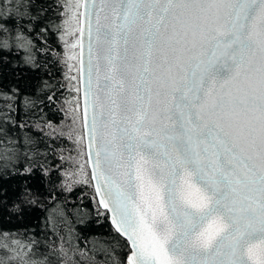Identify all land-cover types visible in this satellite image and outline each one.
Here are the masks:
<instances>
[{
    "label": "snow or ice",
    "instance_id": "6c2138e0",
    "mask_svg": "<svg viewBox=\"0 0 264 264\" xmlns=\"http://www.w3.org/2000/svg\"><path fill=\"white\" fill-rule=\"evenodd\" d=\"M85 39L73 180L48 112ZM37 208L0 264H264V0H0V220Z\"/></svg>",
    "mask_w": 264,
    "mask_h": 264
},
{
    "label": "trees",
    "instance_id": "16d2710c",
    "mask_svg": "<svg viewBox=\"0 0 264 264\" xmlns=\"http://www.w3.org/2000/svg\"><path fill=\"white\" fill-rule=\"evenodd\" d=\"M57 80L65 83V87L60 89V92L62 93V99L61 103L66 104L67 99L72 98L71 90L67 86L66 83V76L65 72H61L57 74L56 77ZM46 111H48L46 109ZM65 111H49L48 116L50 119L54 121L56 124H61L62 127L65 128L64 139H59L56 141H49V143L52 144V147L57 150V156L53 160L54 164H60V156H63V165L62 167L64 169H67L65 172V178L71 176L73 180L81 179V175L79 173V165L83 163L85 160V156L83 155L84 160L82 162H79L78 157L81 155L80 148L82 144L75 142V137L79 135L82 132L81 125L78 127H69L67 128L64 125L65 121ZM73 131V132H72ZM63 149V152L60 153L59 150ZM51 158V157H50ZM85 171L89 173V169L86 166ZM58 173H54V176H58ZM89 193V187L88 186H77L76 192L68 197L67 199L69 201H75V204L77 206L80 205V201L77 199V197L83 195V206L87 207L89 211H91V203H90V197L88 195ZM47 204V201H46ZM59 204L61 207L65 209V211L69 214L73 213L75 211V207L72 203L65 204L64 203V197L63 196H57L56 201L52 202L51 204H48L47 206L49 208H54L56 205ZM48 215V213L42 209L37 208L34 210H30L28 213L25 214L23 218L16 219L14 217H9L5 215L2 220H0V229H3L4 231L11 232L13 235L19 234L20 239H29L32 237H35L36 239H43L44 236L47 234L48 230L45 227V217ZM72 218L71 215L69 217ZM94 234H107L109 231V226L107 222H104L99 227L94 226L91 230ZM63 234V233H61ZM13 247H19L17 244H13ZM13 256L15 258V253H13Z\"/></svg>",
    "mask_w": 264,
    "mask_h": 264
},
{
    "label": "rangeland",
    "instance_id": "374dc122",
    "mask_svg": "<svg viewBox=\"0 0 264 264\" xmlns=\"http://www.w3.org/2000/svg\"><path fill=\"white\" fill-rule=\"evenodd\" d=\"M64 51L66 52L67 50L65 49ZM70 63L73 65L70 70L68 68V63H66L64 66L66 83H67V86L69 87V89L71 90V94H72V98L67 99L66 104H65V109H66L65 115H66V117H65L64 125L67 128L71 127V129H72V127L77 126V131H78L79 125H81V128H82L79 92L76 91V89H79L78 71H77L78 60L72 61ZM73 76L76 77L75 80L72 79ZM78 134H79V131H78ZM80 153H81V155H79L78 160H79V162H82L84 160V158H83V155H84L83 145L80 148ZM85 159H86V156H85Z\"/></svg>",
    "mask_w": 264,
    "mask_h": 264
},
{
    "label": "water",
    "instance_id": "95a60500",
    "mask_svg": "<svg viewBox=\"0 0 264 264\" xmlns=\"http://www.w3.org/2000/svg\"><path fill=\"white\" fill-rule=\"evenodd\" d=\"M83 11V9H81ZM84 65H85V75L84 80H81L80 74L78 72V85H79V102H80V110H81V121H82V114H83V104H84V89L86 84V76H87V40L85 39V51H84ZM79 68V63H78ZM91 112V109H90ZM86 143V141H85ZM89 174L91 172L90 166H88Z\"/></svg>",
    "mask_w": 264,
    "mask_h": 264
}]
</instances>
